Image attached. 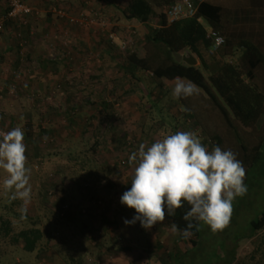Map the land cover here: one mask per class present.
<instances>
[{
    "label": "rangeland",
    "instance_id": "obj_1",
    "mask_svg": "<svg viewBox=\"0 0 264 264\" xmlns=\"http://www.w3.org/2000/svg\"><path fill=\"white\" fill-rule=\"evenodd\" d=\"M20 1L31 13L5 14L12 0H0V133L23 131L26 183L9 185L11 173L0 165V216L7 204L14 212L44 215L56 208L57 198L71 193L67 208L76 218L62 227L65 241L49 245L45 239L38 253H25L0 239V263L72 264L67 249L73 248L75 256L82 254L83 264H174L178 251L192 247L166 214L145 231L139 222L124 223L135 214L120 203L135 167L130 155L140 144L176 132L194 133L209 151L217 146L215 135L233 145L223 117L197 92L176 98L151 73L137 70L132 76L122 68L128 49L135 50L148 29L159 25L156 18L148 24L127 20L120 8L127 0ZM209 1L230 9V31L256 32L255 38L264 41V7L253 6V0ZM204 71L209 75L211 70ZM256 71L263 86L264 69ZM75 150L90 155L91 169L103 176L100 182L81 169ZM74 181L83 188L66 193L64 188ZM41 189L55 196L43 197ZM263 194L252 187L234 199L228 225L216 232L206 225L204 234L210 239L204 238L200 250L193 249L175 264H264L261 251L251 257L257 241L264 240V230L257 238L235 242V234L251 227L246 219L251 207L262 206ZM9 217L17 221L13 214ZM55 219L52 215L51 221Z\"/></svg>",
    "mask_w": 264,
    "mask_h": 264
},
{
    "label": "trees",
    "instance_id": "obj_2",
    "mask_svg": "<svg viewBox=\"0 0 264 264\" xmlns=\"http://www.w3.org/2000/svg\"><path fill=\"white\" fill-rule=\"evenodd\" d=\"M177 1L127 0L120 7L127 20H137L147 24L155 18L159 20V25L148 29L135 50L128 49L122 68L127 73L132 72V76H136L137 70L151 73L154 82L160 87H167L169 92H172L177 81L194 84L196 92L211 101L219 111L227 132L235 139L233 145H225L222 138L215 135L217 146L230 149L242 162L246 173L244 184L247 186V191L253 187L257 188L258 193L264 192V85L261 86L256 81L259 78L256 70L259 67L264 69V41L255 38L256 32L237 34L230 31L233 25L230 9L209 0H193L197 6L196 17L169 22L166 7ZM252 4L255 7H264V0H253ZM12 9V6L7 7L5 14L10 13ZM198 17H202L203 22H199ZM218 34L225 38V44L217 55L210 56L214 65H211L210 60L204 56L201 57L202 66H191L176 60L175 53L188 50L200 55V45L203 44L207 49L211 48L212 40ZM203 67L211 70L209 75L205 73ZM151 102L152 106L157 105L156 102ZM105 106L109 104L105 102ZM28 128L27 135H31L33 128L31 125ZM74 155L81 169L88 173L87 176L94 177L93 182H100L103 176L94 173L91 169L93 159L90 155L82 150H75ZM84 180L88 181L87 178ZM75 186L80 190L83 188L79 181H74L73 186H66L64 191L69 193L68 191ZM40 193L43 197L55 196L44 189H41ZM73 197L71 193L60 196L55 202L56 208L44 212V215L30 214L25 209H23L24 213L14 212L13 205L7 204L6 213L0 216V239L6 240L28 254L42 251L46 243L57 245V239L65 241L67 233L62 227L64 224L70 225L76 218L75 213H71L67 208ZM238 198L237 196L235 199L238 201ZM262 198V206L251 207L252 212L246 219V223L251 227L245 234H235V242L239 243L244 238H257L264 230V196ZM18 202L14 197L13 203ZM190 207L184 201L182 207L175 210L174 216H168L166 212L167 218L176 229L183 230L189 223L192 224V228L189 229L192 234L187 238L177 231L192 248L187 247L178 251L175 255L176 262L192 255L193 249L200 250L204 238L210 239L204 234L206 224L203 221L195 217H189L187 220L184 218ZM11 214L17 218V221L9 217ZM52 215L56 217L53 222ZM141 230L146 229L141 227ZM57 234L60 238L56 236ZM45 239H47L46 243ZM221 241L222 251L225 248L222 237ZM257 242L252 259H255V253L258 251L264 256V240ZM67 252L72 264H83L82 254L76 252L79 256H75L73 248L67 249ZM172 256L174 255H166L168 258H173ZM219 259H221L220 255ZM15 264L21 263L15 262Z\"/></svg>",
    "mask_w": 264,
    "mask_h": 264
},
{
    "label": "clouds",
    "instance_id": "obj_3",
    "mask_svg": "<svg viewBox=\"0 0 264 264\" xmlns=\"http://www.w3.org/2000/svg\"><path fill=\"white\" fill-rule=\"evenodd\" d=\"M196 91L191 82L177 81L172 95L179 98ZM23 139L20 128L0 133V165L11 173L9 185L17 180L26 183ZM130 160L135 164L131 186L120 196L122 205L135 210L131 219H125L127 225L139 222L150 229L164 221L166 212L174 216L186 201L191 207L184 218L195 217L216 232L228 225L233 200L247 192L245 168L236 154L220 146L209 151L192 132H176L150 145L142 143ZM191 228L189 223L174 231L187 238Z\"/></svg>",
    "mask_w": 264,
    "mask_h": 264
},
{
    "label": "built area",
    "instance_id": "obj_4",
    "mask_svg": "<svg viewBox=\"0 0 264 264\" xmlns=\"http://www.w3.org/2000/svg\"><path fill=\"white\" fill-rule=\"evenodd\" d=\"M12 7V15H17L19 13L29 14L32 11L27 4L20 0H12ZM166 13L169 22L193 18L196 17L197 6L193 0H178L174 4L166 7ZM198 21L203 22V18L198 17ZM102 24H105V22L103 21ZM110 37L113 38L114 34L111 33ZM212 41L211 52L218 51L225 44V38L220 34L216 35Z\"/></svg>",
    "mask_w": 264,
    "mask_h": 264
},
{
    "label": "water",
    "instance_id": "obj_5",
    "mask_svg": "<svg viewBox=\"0 0 264 264\" xmlns=\"http://www.w3.org/2000/svg\"><path fill=\"white\" fill-rule=\"evenodd\" d=\"M175 57L178 62H184L191 66L198 65V61L196 60L194 55L189 50L186 51L185 54L175 53Z\"/></svg>",
    "mask_w": 264,
    "mask_h": 264
},
{
    "label": "crops",
    "instance_id": "obj_6",
    "mask_svg": "<svg viewBox=\"0 0 264 264\" xmlns=\"http://www.w3.org/2000/svg\"><path fill=\"white\" fill-rule=\"evenodd\" d=\"M220 4V3H219ZM134 21H136V20H134ZM142 23V22H141ZM203 44H201L200 45V47H201V54L200 55H198V54H194V53H192L193 55H194V57L196 58V60L198 61V66H202V60H201V57L202 56H204V57H206V58H208V59H210V56L208 55V53H210L211 51V48H209V49H207L204 45L202 46ZM181 54H185V52H182ZM209 63H210V61H209ZM214 68V70H215V67H213Z\"/></svg>",
    "mask_w": 264,
    "mask_h": 264
}]
</instances>
